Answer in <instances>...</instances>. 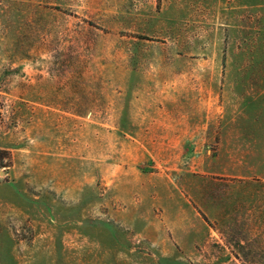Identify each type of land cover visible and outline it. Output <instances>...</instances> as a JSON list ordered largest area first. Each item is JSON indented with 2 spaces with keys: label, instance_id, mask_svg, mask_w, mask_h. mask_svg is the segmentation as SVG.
I'll return each instance as SVG.
<instances>
[{
  "label": "rangeland",
  "instance_id": "374dc122",
  "mask_svg": "<svg viewBox=\"0 0 264 264\" xmlns=\"http://www.w3.org/2000/svg\"><path fill=\"white\" fill-rule=\"evenodd\" d=\"M0 264H264V0H0Z\"/></svg>",
  "mask_w": 264,
  "mask_h": 264
},
{
  "label": "trees",
  "instance_id": "16d2710c",
  "mask_svg": "<svg viewBox=\"0 0 264 264\" xmlns=\"http://www.w3.org/2000/svg\"><path fill=\"white\" fill-rule=\"evenodd\" d=\"M10 164L9 153L7 151H0V168H9Z\"/></svg>",
  "mask_w": 264,
  "mask_h": 264
}]
</instances>
